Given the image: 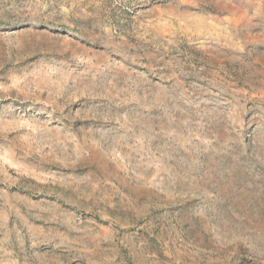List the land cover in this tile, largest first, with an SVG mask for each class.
Instances as JSON below:
<instances>
[{
  "label": "rangeland",
  "instance_id": "1",
  "mask_svg": "<svg viewBox=\"0 0 264 264\" xmlns=\"http://www.w3.org/2000/svg\"><path fill=\"white\" fill-rule=\"evenodd\" d=\"M0 264H264V0H0Z\"/></svg>",
  "mask_w": 264,
  "mask_h": 264
}]
</instances>
